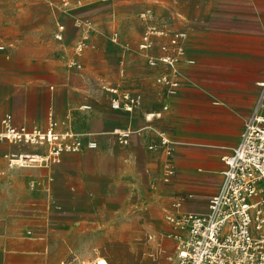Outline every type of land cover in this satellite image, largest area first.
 Returning a JSON list of instances; mask_svg holds the SVG:
<instances>
[{"label":"crops","instance_id":"obj_1","mask_svg":"<svg viewBox=\"0 0 264 264\" xmlns=\"http://www.w3.org/2000/svg\"><path fill=\"white\" fill-rule=\"evenodd\" d=\"M61 1L33 0L14 8L0 4V129L7 113L16 125L46 126L52 110L58 120L67 121L60 128L91 133L98 146L65 152L51 168H15L0 179V264H53L57 254L48 253L42 236L53 230L73 234L86 220L81 209L104 220L112 218L105 213L110 209L139 216L148 209L154 229L180 231L161 214L208 210L210 196L224 180V156L239 142L264 89V0H146L157 6L152 10L158 22L188 34L184 51L177 53L181 73L174 93L155 80L164 67L149 66L135 48L137 21H121L120 42H113L109 13L96 11L103 2L77 0L93 10L85 18L93 27L86 49L77 55L74 47L82 31L74 25L71 1L69 7ZM127 1L132 4L120 9L122 18L145 4ZM60 23L65 25L63 39L55 37ZM168 41L156 37L150 53L159 55L160 45ZM114 58L122 71L127 64L134 83L121 86L105 78ZM111 83L141 92L142 105L132 112L113 109L105 89ZM126 126L141 132L122 145L111 131ZM159 133L170 139V154L149 148ZM37 148L1 142L0 166L6 165V152ZM166 165L174 168L169 181L163 179ZM33 177L47 178L50 189L32 190ZM51 198L63 206L55 222L33 217L31 203L43 209ZM178 199L180 207L174 205ZM112 203L121 204L113 208ZM28 227L40 234L27 235Z\"/></svg>","mask_w":264,"mask_h":264},{"label":"built area","instance_id":"obj_2","mask_svg":"<svg viewBox=\"0 0 264 264\" xmlns=\"http://www.w3.org/2000/svg\"><path fill=\"white\" fill-rule=\"evenodd\" d=\"M61 4L69 7L70 0H62ZM139 16L146 21V25L138 43V51L149 66L164 67L165 70L155 80L164 85L169 93H174L180 84L178 78L181 73L177 53L184 51L183 43L188 34L183 29L158 22L150 8L141 11ZM74 25L82 31V37L76 45L77 53L80 54L87 46L93 27L83 17L76 18ZM64 31L65 25L60 23L55 37L63 39ZM156 37H168L169 40L160 45L162 52L159 55L150 53ZM112 41L120 42L118 31L113 32ZM71 64L81 67L78 60H73ZM260 85L264 87V80ZM105 89L110 93L113 109L132 112L143 103V94L139 91L111 84ZM66 124L67 121L58 120L52 110L48 113L46 126L16 125L12 114H5L1 119L0 143L7 141L16 146L38 148L6 152V165L0 166V179L9 176L15 168H51L61 161L65 152H79L98 146L91 133L78 132L68 126L60 128ZM111 132L119 144L127 145L132 135L140 133L141 129L115 127ZM170 144V139L164 133H159V141L150 144L149 148H164L170 154ZM224 161V180L218 191L210 196L208 210L167 215L169 220L181 227L183 234L173 264H264V89L255 112L245 122L239 142L224 156ZM173 173L174 168L166 165L163 179L169 181ZM49 178L52 181V177ZM49 181L47 178L33 177L29 186L32 190H48L51 187ZM182 202V199H178L174 205L180 207ZM29 207L33 217L46 219L50 223L55 222L63 210V206L54 198L45 203L43 209L38 202L31 203ZM25 233L40 234L34 227H28ZM78 260L76 255H72L61 260L60 264H102V260L110 264L106 255L90 262Z\"/></svg>","mask_w":264,"mask_h":264},{"label":"rangeland","instance_id":"obj_3","mask_svg":"<svg viewBox=\"0 0 264 264\" xmlns=\"http://www.w3.org/2000/svg\"><path fill=\"white\" fill-rule=\"evenodd\" d=\"M30 1L33 0H0V4L10 5L14 8L16 6L23 7ZM39 1L47 2L48 0ZM60 1L58 0V3ZM70 1L71 8H69V11L74 20L76 18H86L93 11L91 7H84V2L78 4L77 0ZM100 1L103 4L96 8V11L101 12L102 15L106 12L109 13L110 24L112 26L109 32L110 35L113 31L121 33V21H125L126 19L137 21L140 29L138 38H136L135 48L137 49L139 39L145 28V21L140 18L139 13L148 8L156 10L157 6L148 3L146 0H142V3L145 4L140 5L135 11H132V17L122 18L120 9H126L132 2H128L127 0ZM159 13L162 12L160 11ZM77 44L78 42H76L74 50L77 55H81L86 47L78 54L76 49ZM129 44L134 49L132 44ZM73 60L76 59H72L71 61ZM113 62V66L108 68V73L105 75L108 81L121 86L131 85L135 82L132 74L127 70V64L124 63V70L122 71L120 63L117 62L116 58L113 59ZM120 204L112 203L113 208ZM87 210L81 209V213L86 217V220L82 221L78 227H74L73 234L53 230L49 235L42 236L48 242V253L57 254V259L53 264H57L59 259L66 257L69 252L78 256V261L86 262H90L102 255L107 256L110 264H173L176 261L177 246L183 237L182 231H170L165 228L159 231L154 229V220H152L153 211L151 212L148 209L143 210L142 216H139L136 213L133 214L132 211L124 212L122 210L114 211V209H110L109 211H105V213L108 216L111 215L112 218L104 220V216L96 213L93 214L91 209H89L91 211ZM162 214V219L165 220L167 218L164 216L165 211ZM76 238H78L79 244L75 240ZM87 252H90L91 256H85Z\"/></svg>","mask_w":264,"mask_h":264},{"label":"bare ground","instance_id":"obj_4","mask_svg":"<svg viewBox=\"0 0 264 264\" xmlns=\"http://www.w3.org/2000/svg\"><path fill=\"white\" fill-rule=\"evenodd\" d=\"M102 264H105V262L102 260Z\"/></svg>","mask_w":264,"mask_h":264}]
</instances>
